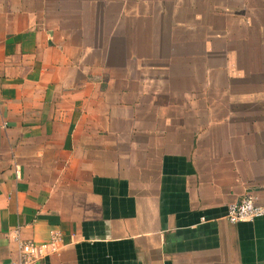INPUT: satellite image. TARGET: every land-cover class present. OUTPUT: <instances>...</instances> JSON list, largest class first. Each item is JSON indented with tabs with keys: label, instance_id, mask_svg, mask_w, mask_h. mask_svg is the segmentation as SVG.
<instances>
[{
	"label": "crops",
	"instance_id": "0c3cea01",
	"mask_svg": "<svg viewBox=\"0 0 264 264\" xmlns=\"http://www.w3.org/2000/svg\"><path fill=\"white\" fill-rule=\"evenodd\" d=\"M264 0H0V262L264 264Z\"/></svg>",
	"mask_w": 264,
	"mask_h": 264
},
{
	"label": "built area",
	"instance_id": "2783aa9c",
	"mask_svg": "<svg viewBox=\"0 0 264 264\" xmlns=\"http://www.w3.org/2000/svg\"><path fill=\"white\" fill-rule=\"evenodd\" d=\"M261 215H264V204L259 203L253 193H247L240 201L228 205L227 217L233 222L253 219ZM14 232L18 240V258L0 264H31L48 253L60 251L63 235L59 230H52L50 240L44 243L21 238L19 227Z\"/></svg>",
	"mask_w": 264,
	"mask_h": 264
}]
</instances>
